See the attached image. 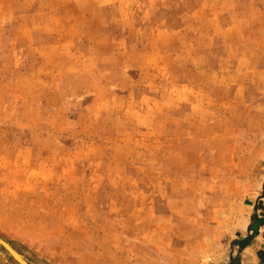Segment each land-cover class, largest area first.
<instances>
[{
	"label": "rangeland",
	"instance_id": "374dc122",
	"mask_svg": "<svg viewBox=\"0 0 264 264\" xmlns=\"http://www.w3.org/2000/svg\"><path fill=\"white\" fill-rule=\"evenodd\" d=\"M0 237L264 264V0H0Z\"/></svg>",
	"mask_w": 264,
	"mask_h": 264
},
{
	"label": "water",
	"instance_id": "95a60500",
	"mask_svg": "<svg viewBox=\"0 0 264 264\" xmlns=\"http://www.w3.org/2000/svg\"><path fill=\"white\" fill-rule=\"evenodd\" d=\"M0 244L6 248V250L15 258V260L20 264H30L28 263L23 257H21V254L13 248L11 245H9L3 238L0 237Z\"/></svg>",
	"mask_w": 264,
	"mask_h": 264
},
{
	"label": "bare ground",
	"instance_id": "6f19581e",
	"mask_svg": "<svg viewBox=\"0 0 264 264\" xmlns=\"http://www.w3.org/2000/svg\"><path fill=\"white\" fill-rule=\"evenodd\" d=\"M6 241V240H5ZM7 242V241H6ZM8 243V242H7ZM9 245H11L10 243H8ZM12 246V245H11ZM13 247V246H12ZM14 248V247H13ZM21 257H23L22 255H21ZM23 259H25L24 257H23ZM26 260V259H25ZM27 261V260H26ZM28 262V261H27ZM29 263V262H28Z\"/></svg>",
	"mask_w": 264,
	"mask_h": 264
}]
</instances>
